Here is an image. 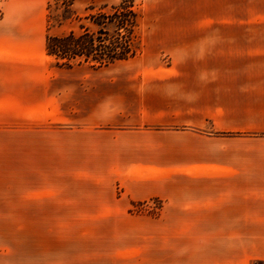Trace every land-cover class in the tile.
Segmentation results:
<instances>
[{"label":"rangeland","instance_id":"obj_1","mask_svg":"<svg viewBox=\"0 0 264 264\" xmlns=\"http://www.w3.org/2000/svg\"><path fill=\"white\" fill-rule=\"evenodd\" d=\"M62 2L0 1V264H175L164 201L149 196L164 187L108 177L106 149L123 131L176 129L166 123L171 91L191 87L197 70L182 55L264 46V0L224 4L215 19L204 6L175 13L170 2L135 0L140 53L107 69L59 68L46 40L121 0Z\"/></svg>","mask_w":264,"mask_h":264},{"label":"crops","instance_id":"obj_2","mask_svg":"<svg viewBox=\"0 0 264 264\" xmlns=\"http://www.w3.org/2000/svg\"><path fill=\"white\" fill-rule=\"evenodd\" d=\"M162 1L175 13L204 6L201 16L214 19L222 5L237 3ZM189 47L182 56L196 64L193 84L172 90L167 106L166 123L176 129L117 134L104 166L115 173L108 177L164 187L149 196L164 201L160 222L169 227L175 264L264 261V46Z\"/></svg>","mask_w":264,"mask_h":264},{"label":"trees","instance_id":"obj_3","mask_svg":"<svg viewBox=\"0 0 264 264\" xmlns=\"http://www.w3.org/2000/svg\"><path fill=\"white\" fill-rule=\"evenodd\" d=\"M75 0H64L62 7L69 9ZM91 11L80 24L79 32L70 31L62 36H49L46 53L59 68L88 65L107 69L138 56L141 45V14L135 0H121L117 5H102Z\"/></svg>","mask_w":264,"mask_h":264}]
</instances>
